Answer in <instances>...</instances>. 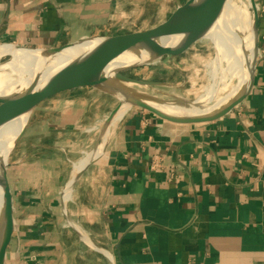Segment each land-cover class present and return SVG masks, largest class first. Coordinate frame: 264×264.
<instances>
[{"label":"crops","instance_id":"crops-1","mask_svg":"<svg viewBox=\"0 0 264 264\" xmlns=\"http://www.w3.org/2000/svg\"><path fill=\"white\" fill-rule=\"evenodd\" d=\"M185 2L186 0H181ZM250 95L204 123L125 111L66 198L114 264H264V0ZM176 0H0V45L52 47L153 27ZM117 100L92 87L38 105L10 157L6 264H111L62 192ZM114 132V133H112Z\"/></svg>","mask_w":264,"mask_h":264},{"label":"water","instance_id":"water-1","mask_svg":"<svg viewBox=\"0 0 264 264\" xmlns=\"http://www.w3.org/2000/svg\"><path fill=\"white\" fill-rule=\"evenodd\" d=\"M176 10L163 22L142 30L114 35H96L47 48L11 44L35 52L45 62L34 81L24 89L16 90L10 98L0 101V264H6L8 248L15 230L13 197L8 179L10 157L20 141L34 110L46 99L78 87H92L117 100L115 107L102 123L97 140L83 166L73 174L62 192L64 213L78 236L114 260L108 251L98 245L71 220L66 210V198L75 182L97 158L95 150L122 109L140 108L170 122L195 124L218 120L240 106L253 89L256 68L260 58L259 22L263 6L250 0L253 9L251 25V52L245 63V78L239 91L217 107L207 102L184 101L182 112H172L163 106H174L173 94L161 88H172L174 83L132 76L129 72L142 68L167 56L184 52L197 40L199 31L221 17L229 0H176ZM71 52L69 56L67 53ZM216 55L217 51L215 49ZM16 58L15 62L18 61ZM59 60L52 69L49 63ZM1 61V60H0ZM12 61V56L0 62V69ZM176 106V105H175ZM208 107V108H207ZM192 108V109H191ZM21 130L19 131V129ZM19 131V132H18ZM107 142V141H106ZM102 148L99 155L103 152Z\"/></svg>","mask_w":264,"mask_h":264},{"label":"bare ground","instance_id":"bare-ground-1","mask_svg":"<svg viewBox=\"0 0 264 264\" xmlns=\"http://www.w3.org/2000/svg\"><path fill=\"white\" fill-rule=\"evenodd\" d=\"M252 20L253 13L239 7L236 0H229L224 14L199 31L200 36L211 42L217 51V55L213 59H211L212 57L209 58L211 59L207 63L209 82L203 90V96L197 100L198 102L204 99H212L215 102L208 107H217L233 97L241 88L245 78L246 59L251 52L250 30ZM5 55L12 56V61L7 63L5 68L0 69V101L10 98L16 90L28 87L38 75L39 70L45 66L44 60L37 57L35 52L25 48H17L11 44L0 45V60ZM67 55L71 56L72 53L69 52ZM16 58L20 59L15 62ZM58 63L59 60H55L49 63L47 68L50 70ZM163 107L172 112H182L185 109L169 105ZM126 110L125 108L122 109L112 121L103 142L95 150V156L99 155L111 134L112 128ZM89 155L85 156L81 162H77L74 167L75 172L83 166ZM1 232L2 225L0 222Z\"/></svg>","mask_w":264,"mask_h":264},{"label":"rangeland","instance_id":"rangeland-1","mask_svg":"<svg viewBox=\"0 0 264 264\" xmlns=\"http://www.w3.org/2000/svg\"><path fill=\"white\" fill-rule=\"evenodd\" d=\"M236 1L243 10L253 13L250 0ZM215 56V48L211 42L203 38L194 42L184 52L167 56L161 61L132 70L129 73L139 78L174 83L175 86L172 88L162 87L161 89L173 94L168 98L175 101L174 106L176 105L179 109L188 106L186 109L190 110V105H183L181 101H195L203 96V90L209 82L207 63ZM9 57V55H5L2 57L1 61ZM202 102L213 105L215 101L212 99H204L200 101V103Z\"/></svg>","mask_w":264,"mask_h":264}]
</instances>
